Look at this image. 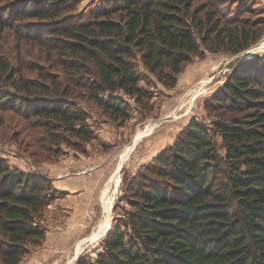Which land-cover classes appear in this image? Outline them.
<instances>
[{
  "label": "trees",
  "instance_id": "trees-1",
  "mask_svg": "<svg viewBox=\"0 0 264 264\" xmlns=\"http://www.w3.org/2000/svg\"><path fill=\"white\" fill-rule=\"evenodd\" d=\"M192 2L104 0L83 18L77 0H0V109L28 118L50 148L70 137L87 142L81 98L125 121L124 97L147 98L142 71L173 89L199 45L237 53L260 38L253 25L227 26L218 1L191 10ZM204 109L211 126L191 119L142 166L125 186L129 209L95 257L74 264H264V56L233 67ZM36 174L0 157V264H20L45 238L41 220L58 191Z\"/></svg>",
  "mask_w": 264,
  "mask_h": 264
},
{
  "label": "rangeland",
  "instance_id": "rangeland-1",
  "mask_svg": "<svg viewBox=\"0 0 264 264\" xmlns=\"http://www.w3.org/2000/svg\"><path fill=\"white\" fill-rule=\"evenodd\" d=\"M103 1L77 0L75 13L83 14V18H86L101 7ZM206 1L193 0L191 10ZM216 1L227 26L235 23L253 25V29L260 33V38L237 53L223 47L211 49L199 45L198 53L183 65L173 89L163 88L155 82L154 76L142 71L143 78L139 86L146 91L147 98L143 100V105H136L133 99L124 97L131 107L125 121L113 122L92 100L81 98L77 104L86 112V124L93 133L92 140L82 142L70 137L68 145L62 143L50 148L48 141L39 140L40 135H44L42 129L30 127L28 118L16 110L0 109V157L9 166L45 175L51 184L54 174L57 180L70 176L68 180L65 179L70 182L67 190L69 195L60 198L63 192H55L44 210V220H41L46 230L54 225L60 227L61 235H58L56 243H63L62 248L50 249L57 250L53 253L54 259L45 258L46 261L34 262L35 256L36 259L40 258L37 255L42 252L45 234L40 245L29 246L30 252L23 257L22 264H74L78 257L94 258L115 220L129 209L124 200L126 183L143 171V165L150 163L171 145L191 119L210 127L215 117L204 109L205 99L221 87L239 62L254 56H264V0ZM9 39L6 46L12 50L7 52L13 53L16 51V42L13 35ZM20 47L23 64L28 66L32 59L27 54V44L22 42ZM27 75L33 76L34 72ZM119 95L122 96L121 93ZM215 140L219 146L220 139L216 137ZM76 143L79 147L74 146ZM75 219L82 221L77 227L84 226V232L77 240L76 235L74 238L69 235V231L76 227ZM106 225L107 229L102 230ZM82 238H88V242H78ZM54 239L50 236V241Z\"/></svg>",
  "mask_w": 264,
  "mask_h": 264
},
{
  "label": "crops",
  "instance_id": "crops-1",
  "mask_svg": "<svg viewBox=\"0 0 264 264\" xmlns=\"http://www.w3.org/2000/svg\"><path fill=\"white\" fill-rule=\"evenodd\" d=\"M52 169V168H51ZM53 170V169H52ZM54 173H55V171H54ZM68 177H70V176H67V177H65L64 179H62V180H57V175H55L54 174V177L52 178V185L54 186V188L57 190V191H60V192H63V196H61L60 198H63L64 196H68L69 194L67 193V190H68V186H70V182L69 181H66V180H68ZM67 178V179H66ZM66 179V180H65ZM65 182H64V181ZM59 199V198H58ZM57 199V200H58ZM74 199H75V196H74ZM56 200V202H58V203H60L59 201H57ZM63 200V199H62ZM66 204V203H65ZM66 206H68V205H66ZM68 208V207H67ZM85 209V207L83 206V210ZM79 215V214H78ZM78 215H76V216H78ZM76 216H75V218H76ZM73 218V217H72ZM71 218V219H72ZM74 223H75V225H76V227H73V229H71V231H69V235H70V237L71 238H74L75 237V235H76V240L79 238V237H81V235H82V233L84 232L83 231V229H84V226L82 227V228H80V227H77V226H79L80 224H82V221H77L76 219L74 220ZM78 223H80V224H78ZM107 225L106 226H103V229L102 230H106L107 229ZM59 232H61L60 231V227L59 226H56V225H54V226H52V227H49L47 230H46V239H45V241H44V243L41 245V250H42V252H40L39 253V255H37V258L38 257H40L39 259H36V256L33 258V261L35 262V261H37V262H39L40 260H45L46 261V259L45 258H52V259H54V255H53V253H55V252H57V250L58 249H60V248H62V246L61 245H63V243L62 244H60V245H57V243H56V240H57V238H58V235H61V233H59ZM49 233H50V235H49ZM79 234H80V236H79ZM78 235V236H77ZM50 236H52V238H55L53 241H50ZM68 236V235H67ZM75 240V241H76ZM85 240V242H88V238H82V239H79L78 240V242L79 241H84ZM67 242V241H66ZM77 242V243H78ZM76 243V244H77ZM68 244V243H67ZM53 246H54V248H53ZM57 246V247H56ZM78 247V246H77ZM80 247V246H79ZM43 248V249H42ZM49 249V250H48ZM50 249H57V250H54V251H51ZM51 259V260H52ZM23 263V262H22ZM21 263V264H22ZM31 263V262H30ZM24 264H26V262L24 263ZM35 264V263H34Z\"/></svg>",
  "mask_w": 264,
  "mask_h": 264
}]
</instances>
